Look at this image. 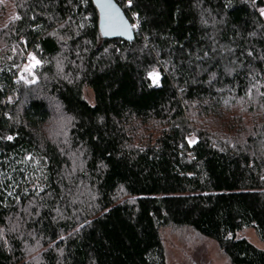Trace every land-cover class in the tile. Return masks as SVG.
Instances as JSON below:
<instances>
[{
	"label": "trees",
	"instance_id": "1",
	"mask_svg": "<svg viewBox=\"0 0 264 264\" xmlns=\"http://www.w3.org/2000/svg\"><path fill=\"white\" fill-rule=\"evenodd\" d=\"M114 1L0 0V264H264V0Z\"/></svg>",
	"mask_w": 264,
	"mask_h": 264
},
{
	"label": "rangeland",
	"instance_id": "2",
	"mask_svg": "<svg viewBox=\"0 0 264 264\" xmlns=\"http://www.w3.org/2000/svg\"><path fill=\"white\" fill-rule=\"evenodd\" d=\"M24 70L31 71V65L26 64ZM240 236L261 248L262 244L252 229L241 233ZM165 241L169 251V264H226L214 241L191 230L167 232Z\"/></svg>",
	"mask_w": 264,
	"mask_h": 264
},
{
	"label": "water",
	"instance_id": "3",
	"mask_svg": "<svg viewBox=\"0 0 264 264\" xmlns=\"http://www.w3.org/2000/svg\"><path fill=\"white\" fill-rule=\"evenodd\" d=\"M100 16V32L104 40L133 41L134 33L130 21L114 0H93Z\"/></svg>",
	"mask_w": 264,
	"mask_h": 264
},
{
	"label": "built area",
	"instance_id": "4",
	"mask_svg": "<svg viewBox=\"0 0 264 264\" xmlns=\"http://www.w3.org/2000/svg\"><path fill=\"white\" fill-rule=\"evenodd\" d=\"M23 43L25 46V52H26L25 59L27 61V64H29L31 66L35 65L37 61L34 59L32 53H31L30 46H28L27 41H25V40L23 41Z\"/></svg>",
	"mask_w": 264,
	"mask_h": 264
},
{
	"label": "snow or ice",
	"instance_id": "5",
	"mask_svg": "<svg viewBox=\"0 0 264 264\" xmlns=\"http://www.w3.org/2000/svg\"><path fill=\"white\" fill-rule=\"evenodd\" d=\"M8 139H12V137H9Z\"/></svg>",
	"mask_w": 264,
	"mask_h": 264
},
{
	"label": "bare ground",
	"instance_id": "6",
	"mask_svg": "<svg viewBox=\"0 0 264 264\" xmlns=\"http://www.w3.org/2000/svg\"><path fill=\"white\" fill-rule=\"evenodd\" d=\"M133 28V27H132ZM118 40H120V39H118ZM124 41H126V40H124Z\"/></svg>",
	"mask_w": 264,
	"mask_h": 264
}]
</instances>
